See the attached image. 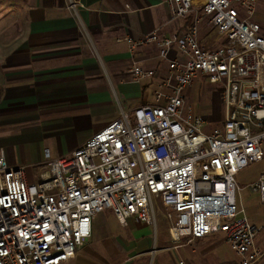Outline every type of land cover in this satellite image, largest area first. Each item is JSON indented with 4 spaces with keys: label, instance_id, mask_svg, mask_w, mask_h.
Listing matches in <instances>:
<instances>
[{
    "label": "built area",
    "instance_id": "obj_1",
    "mask_svg": "<svg viewBox=\"0 0 264 264\" xmlns=\"http://www.w3.org/2000/svg\"><path fill=\"white\" fill-rule=\"evenodd\" d=\"M258 2L164 0L170 21L190 17L187 27L168 37L157 28L124 39L132 55L153 46L165 67L131 64V82L152 86L151 104L122 113L68 157L44 150L33 184L0 151V264L66 263L90 238L95 215L108 211L120 226L129 218L155 225L160 209L173 242L220 233L236 264H264V228L246 217L235 182L264 160ZM197 79L217 87V122L187 101ZM247 187L264 205V171Z\"/></svg>",
    "mask_w": 264,
    "mask_h": 264
},
{
    "label": "crops",
    "instance_id": "obj_2",
    "mask_svg": "<svg viewBox=\"0 0 264 264\" xmlns=\"http://www.w3.org/2000/svg\"><path fill=\"white\" fill-rule=\"evenodd\" d=\"M5 4L21 8L22 24L20 31L8 33L12 38L7 45L0 46V151L11 168L24 167L12 156L15 135L31 133L53 141L59 132L82 134L66 152L50 153L54 159L68 157L122 113L151 104L152 86L131 82V64L161 72L165 67L153 46L140 47L132 55L124 39L138 40L157 28L168 37L190 23V17L170 21L164 0ZM37 168L32 181L25 172L28 183L37 182L44 169ZM162 215L160 209L155 225L129 218L120 226L110 212H101L92 220L90 238L75 258L62 264H205L207 256L214 257L211 264L237 263L221 256V247L230 248L220 233L190 244L173 242Z\"/></svg>",
    "mask_w": 264,
    "mask_h": 264
},
{
    "label": "rangeland",
    "instance_id": "obj_3",
    "mask_svg": "<svg viewBox=\"0 0 264 264\" xmlns=\"http://www.w3.org/2000/svg\"><path fill=\"white\" fill-rule=\"evenodd\" d=\"M15 2L17 0H0V46L7 45L12 36L8 33L15 30H21V8L10 7L5 2ZM72 3L73 0H67ZM254 19L258 22H264V0H259L257 13ZM205 33V30L202 34ZM8 39V40H7ZM12 47V46H11ZM216 86H212L206 82L197 79L188 89L186 93L187 101L194 107L195 111L202 115L207 122H217L220 118L221 103L219 99ZM82 137V134L76 132H59L55 135V140H42L31 133L25 135H15V144L12 148V156L15 161L23 165L25 172L30 178L34 180L37 172L40 170L37 167L43 166L44 160L42 158L45 149H48L53 157V153H64L71 145L77 142ZM54 150V151H53ZM54 159V158H53ZM264 171V160L249 165L246 169L240 171L235 176V182L240 188L238 192V200L240 201L245 214L251 222L257 226L264 228V205L259 203L258 196L252 193L247 187L248 184L254 182L258 175ZM109 214L104 211V215ZM218 236V234H213ZM221 256H225L227 260L234 261L236 256L226 247H221ZM213 256H207L203 262L211 264Z\"/></svg>",
    "mask_w": 264,
    "mask_h": 264
}]
</instances>
